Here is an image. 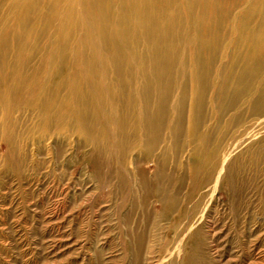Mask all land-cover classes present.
Returning a JSON list of instances; mask_svg holds the SVG:
<instances>
[{
  "label": "bare ground",
  "instance_id": "bare-ground-1",
  "mask_svg": "<svg viewBox=\"0 0 264 264\" xmlns=\"http://www.w3.org/2000/svg\"><path fill=\"white\" fill-rule=\"evenodd\" d=\"M1 145L17 173L78 148L51 193L117 212L135 264H185L201 234L264 264V0H0Z\"/></svg>",
  "mask_w": 264,
  "mask_h": 264
},
{
  "label": "rangeland",
  "instance_id": "rangeland-1",
  "mask_svg": "<svg viewBox=\"0 0 264 264\" xmlns=\"http://www.w3.org/2000/svg\"><path fill=\"white\" fill-rule=\"evenodd\" d=\"M77 149L71 157L56 155L51 148L40 149L29 160L19 162L17 173L2 166L5 151L0 146V264H135L121 254L123 227L117 212L97 213L89 202H83L85 196L79 190L68 198L51 193L53 182L61 178L76 182ZM154 199L147 198V205L156 203ZM132 208L130 216H140L147 231L158 230L160 223L152 209ZM163 236L162 246L167 238ZM213 243L205 234L195 238L189 243L185 264H219Z\"/></svg>",
  "mask_w": 264,
  "mask_h": 264
}]
</instances>
